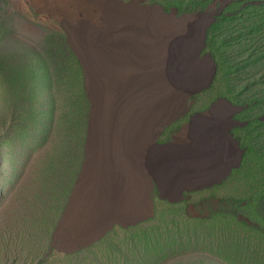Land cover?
I'll return each instance as SVG.
<instances>
[{
	"label": "rangeland",
	"instance_id": "obj_1",
	"mask_svg": "<svg viewBox=\"0 0 264 264\" xmlns=\"http://www.w3.org/2000/svg\"><path fill=\"white\" fill-rule=\"evenodd\" d=\"M106 4L0 0V264H264V0ZM149 20L182 73L142 120Z\"/></svg>",
	"mask_w": 264,
	"mask_h": 264
},
{
	"label": "bare ground",
	"instance_id": "obj_2",
	"mask_svg": "<svg viewBox=\"0 0 264 264\" xmlns=\"http://www.w3.org/2000/svg\"><path fill=\"white\" fill-rule=\"evenodd\" d=\"M94 1L101 3L102 6H104V9L107 11L106 3L108 0ZM110 14L112 15V13H109V17ZM121 20L122 19L118 17L115 21L118 23ZM140 23L143 22L141 21ZM162 23L163 22L159 23L149 20V22L145 24L148 26L145 41L142 47L139 48L142 53L138 55L133 54L127 57V60H131V62H129V60L128 62L133 66L143 64L147 67H150L152 65H157L159 61V64H161L164 68L165 66H168L170 69L168 72L163 71L160 74L145 71L144 77L141 79V82L145 84V86H140L131 92L130 95L131 100L133 101V107H138L136 112L138 116L142 117V120L148 117L150 113H159L160 110L164 109L162 108L164 103H173V101L178 99L180 94V91L178 90L179 87L175 88L171 85L173 82H178L180 80L182 73L180 70L181 58H178L175 53L178 51V48L176 46H169L170 42H173L176 33H174L173 30L166 29ZM156 50L163 51L161 58L155 54V52H157ZM168 52L170 54L167 56L166 54ZM111 60L112 58H104L99 60V67L101 70L98 71V79L100 82L98 96L99 99L104 103L110 102V100L112 101L111 98L117 93V91L115 92V89L110 86V83L113 79V73L112 71H109L110 67L113 66L111 64ZM124 60L125 59L119 58V62ZM104 66H106L107 69ZM189 78H191V76ZM149 82H151L150 88L146 86V84Z\"/></svg>",
	"mask_w": 264,
	"mask_h": 264
}]
</instances>
